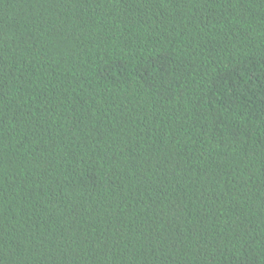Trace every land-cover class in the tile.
<instances>
[{
  "label": "trees",
  "instance_id": "16d2710c",
  "mask_svg": "<svg viewBox=\"0 0 264 264\" xmlns=\"http://www.w3.org/2000/svg\"><path fill=\"white\" fill-rule=\"evenodd\" d=\"M0 264H264V0H0Z\"/></svg>",
  "mask_w": 264,
  "mask_h": 264
}]
</instances>
